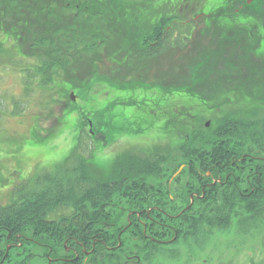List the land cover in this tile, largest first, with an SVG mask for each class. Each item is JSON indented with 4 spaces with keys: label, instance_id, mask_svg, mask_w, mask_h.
<instances>
[{
    "label": "rangeland",
    "instance_id": "obj_1",
    "mask_svg": "<svg viewBox=\"0 0 264 264\" xmlns=\"http://www.w3.org/2000/svg\"><path fill=\"white\" fill-rule=\"evenodd\" d=\"M146 1L15 0V4L4 11L7 24L17 19L22 25L27 23L28 36L32 39L51 38L52 34L62 31L67 40L74 41L80 57L74 62L67 61L68 69L62 81L79 83L86 71H93L86 77H93V81L101 85L90 83L87 88L72 90L75 102L71 100V92H66L70 87L67 83L51 93L27 95L18 66L0 67V204H10L13 200L11 189L23 180L34 178L37 171L63 166L66 162V166L70 162L72 169L76 163L72 154L77 149L80 134L84 148L94 144L92 141L97 144L91 156L80 146V157L81 165L89 167L93 177L100 180L109 179L114 170L117 173L113 177L131 176L134 167L142 166L138 160H143L145 154L155 148L169 153L167 166L176 170L181 162L179 149L183 140H188L195 152L196 149L203 151L205 139L196 131L209 133L213 124L224 116L238 118L230 120L235 124L230 137L262 145L264 110H249L248 102L241 98L251 95L259 84L253 78L238 77L230 82L216 79V76L212 78L222 66L231 68L237 64L232 51L217 47L208 35L200 33L193 38V52L184 48L182 41H172L175 46L167 51L163 60L154 56L149 61H137L128 56L130 52L139 51L131 41L120 47L118 40L127 35L125 30L137 34L144 28ZM160 1L164 0H155L152 5ZM118 14H129L132 27L129 23L126 26L117 23ZM221 33L219 30L218 34ZM86 43L96 50L87 49L86 55L83 46ZM119 48L124 52L117 55L115 51ZM72 55L75 53L68 58ZM192 69L200 74L195 79L199 86L194 91L189 77ZM221 74L231 75L232 71L219 72L218 76ZM158 89L164 95L167 90L186 91L187 95L181 93L163 102L162 98L151 97V92ZM227 90H236L239 101L227 104V99L221 98ZM191 92L203 95L202 101L206 104L197 106L189 95ZM162 105L165 108L159 112ZM178 106L193 115L189 118L191 129L181 128L180 114L175 110ZM212 108L215 110L210 113ZM152 111L158 113L152 114ZM129 167L132 168L129 170ZM181 169L169 180L174 198L173 180ZM156 174H151L149 180L162 182L163 173ZM212 230L211 236L203 242L179 243L146 261L135 262L133 256L128 264H264V206L256 213L246 209L240 219H233L225 229L215 227ZM34 253L31 264H47L40 250Z\"/></svg>",
    "mask_w": 264,
    "mask_h": 264
},
{
    "label": "trees",
    "instance_id": "obj_2",
    "mask_svg": "<svg viewBox=\"0 0 264 264\" xmlns=\"http://www.w3.org/2000/svg\"><path fill=\"white\" fill-rule=\"evenodd\" d=\"M14 4L15 0H0V67L8 69L18 66L27 95L32 92L51 93L65 86L64 83L70 85L68 90L64 89L69 94L72 90L87 88L90 83L101 85V82L93 81V77H86V74L92 75L93 71H86L79 83L62 81L68 69L67 61L74 62L80 57L79 51L74 48V41L67 40V35L62 31L52 34L51 38L37 41L28 36L27 23L22 25L17 19L7 24L3 13ZM120 15L116 16L117 23H124L125 26L129 23L132 27L129 14ZM20 24L22 28H19ZM144 29L137 34L133 30H125L127 35L118 40L120 47L129 41L139 47L138 52L128 55L137 61L152 58L158 53V49L148 51L145 48L148 42L155 41L156 34L149 35ZM83 46L85 54L87 49L96 50L90 43ZM120 52H124L123 49L115 51L117 55ZM73 53L75 56L68 58ZM123 57L125 61L126 55ZM77 84L80 86L75 87ZM161 108H165V105ZM179 114L181 128L191 129L189 118L193 115L185 110ZM236 119V116L220 117L209 133L196 131L199 137L202 135L205 140L214 141L204 144L208 154L204 150L195 152L188 140H183L179 149L181 162L176 170L167 166L169 153H165L163 148H155L149 150L143 160H138L142 166L134 167L131 176L113 177L117 173L114 170L107 180L93 177L89 167L81 165V147L91 156L94 144L84 148L80 134L77 152L72 154L76 157L72 169L70 162L68 166L66 162L63 166L37 171L34 178L23 180L11 189L13 200L10 204H0V264H31L34 250L43 253L42 258L47 264L50 260H55L52 264H127V255L136 254L147 259L179 243L203 242L211 236L215 227L225 229L230 221L240 219L243 211L237 207L242 197L230 180L238 177L241 171L238 159L244 153L253 154V148H245L244 152V147L238 144L216 142L233 139L230 134L235 124H231L234 122L230 120ZM257 148L264 157V145ZM196 154L212 156L214 176L222 177L225 182L230 174L227 183L206 187L203 194L202 186L212 181L204 172L194 170L193 156ZM181 167L178 177L173 180L176 187L174 198L169 180ZM261 171V190L258 191L263 205L264 167ZM156 173H163L164 180L159 182L155 179L154 183H147L146 178ZM194 192L201 198L194 197L191 204L190 196ZM232 198H235L234 202ZM123 203H128L129 209H119ZM136 203L147 204L148 208L167 203L171 208L153 209L149 216L146 215L147 211L140 212L141 217H138L136 212L130 210ZM112 204L116 209L111 207Z\"/></svg>",
    "mask_w": 264,
    "mask_h": 264
},
{
    "label": "flooded vegetation",
    "instance_id": "obj_3",
    "mask_svg": "<svg viewBox=\"0 0 264 264\" xmlns=\"http://www.w3.org/2000/svg\"><path fill=\"white\" fill-rule=\"evenodd\" d=\"M154 1L155 0H147L144 5V30L149 35L156 34L155 41L151 43L148 42L145 46L148 51H150L151 48L158 49V53L154 56L163 60L167 51L175 46L172 41H182L183 44H185L183 47L193 52V38L198 33L208 35L217 47L232 51L233 55L236 57L235 59H237V64L234 67L224 68L222 66L219 71H232L231 75L221 74V76H218L219 72H217L218 75H213L212 78L216 76V79H223L229 82L234 81L238 77L246 79L253 78L254 81L259 84V87L257 90L252 91L251 95L245 96L241 94L245 96L241 98L248 102L249 110H264V0H169V3L164 0L153 6L152 2ZM166 3H168L169 6L167 13L165 12ZM219 30L222 31L220 35L218 34ZM150 59L151 57L145 58L146 61ZM190 72L192 73L191 75L189 74V77L191 78L190 81L193 83L192 91H194L195 87L199 86L195 79L200 77V74H198L197 69H192ZM155 91L157 92H151V96L162 98L163 102L172 97L177 98L182 95L181 93L187 95L186 91L170 92L171 90H167L164 91V93H166L165 95L161 90ZM213 93L214 92H210V94ZM189 95L190 97L192 96L197 106L206 104V102L202 101L203 95L195 92H191ZM221 98L227 99V104H233L239 101L240 96L236 90H227L222 93ZM160 102L162 103V101ZM160 110H162V108L158 109L159 112ZM175 110L177 113H180L182 110H186V108L178 106L175 107ZM214 110L215 109L212 108L209 112L212 113ZM203 142L206 145L214 143V141L210 140H203ZM216 142L226 145L238 144L244 147V152L246 151L245 148H247V150L253 148L252 155L244 153L238 159L241 171L238 173V177H234L230 181L232 185L236 186L234 188H237L238 191H236L242 197L238 201L237 207L243 211L247 209L253 210L256 213L264 206V204L262 205L263 201L260 199V192L258 191L261 190V170L264 167V157H262L261 151L257 148L261 146V143H252L244 139H224ZM93 143L94 145L96 144L95 141H93ZM262 145H264V141ZM206 149H204V151L207 153ZM196 151L198 153L200 150L196 149ZM90 162L91 161H89V163ZM172 162L173 161L170 159V163ZM212 162L213 157L210 155L202 156L196 154L193 156L194 170H196L197 173L201 171L204 172L206 177L211 178L212 181L211 183L206 182V184L202 186L203 194L206 187L214 186L217 183H227L228 179L231 177V175L228 174L225 178V182H223L224 180L222 177H215L212 172ZM146 181L147 183L150 182L149 177L148 179L146 178ZM194 197L199 198L200 196H198L197 192H194L190 196L191 204L194 202ZM231 200L234 202L235 198ZM122 205L123 206L120 205L119 209H129L130 207L128 203H123ZM111 207L115 208V205L112 204ZM166 208H171V206L166 203L152 205L148 208L147 204L144 206V204L139 205V203H136L130 210L132 212L134 211V213L136 212L138 217H141L140 212L147 211L146 215L149 216L150 211L153 209L161 210ZM126 219H128V217H126ZM141 222L145 223V220L141 219ZM133 256L136 257L134 260L135 262L140 259L146 261V259H142L141 256L139 258L136 254H133L132 256H125L127 264L132 262L130 259H132ZM53 261L55 260H50L49 264H52Z\"/></svg>",
    "mask_w": 264,
    "mask_h": 264
},
{
    "label": "water",
    "instance_id": "obj_4",
    "mask_svg": "<svg viewBox=\"0 0 264 264\" xmlns=\"http://www.w3.org/2000/svg\"><path fill=\"white\" fill-rule=\"evenodd\" d=\"M72 96H73V94H72ZM74 100V99H73Z\"/></svg>",
    "mask_w": 264,
    "mask_h": 264
}]
</instances>
